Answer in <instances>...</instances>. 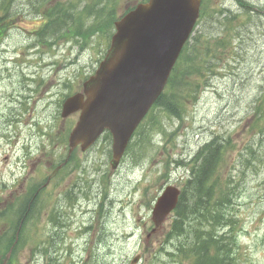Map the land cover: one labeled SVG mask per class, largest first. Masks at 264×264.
I'll return each instance as SVG.
<instances>
[{"label":"rangeland","instance_id":"obj_1","mask_svg":"<svg viewBox=\"0 0 264 264\" xmlns=\"http://www.w3.org/2000/svg\"><path fill=\"white\" fill-rule=\"evenodd\" d=\"M81 1L49 0L42 6L37 0H7L13 17L0 46L2 241L10 228L16 230L34 189L52 173L51 165L66 153L65 135L78 115L62 120V101L81 89L108 47V33L99 30L87 39L61 34L52 47L38 43L36 33L46 23L43 14L59 4L73 2L83 29L92 26L94 16L79 19L86 2ZM139 1L119 0L117 15ZM244 1L249 7L238 0L205 1L194 34L209 37L214 48L217 41L224 46L218 59L211 65L200 62V71L176 90L183 118L171 119L166 111L154 110L149 126L139 140L134 138L114 171L103 140L84 153L77 148L71 173L40 192L41 207L30 218L23 217L28 223L26 245L14 264H33L31 241L37 234L49 241L60 239L52 254L60 255L58 264H132L137 256V264H194L192 236H169L173 215L162 233L149 239L147 235L157 197L166 185L183 190L190 160L216 136L222 139L224 153L213 178L221 190L214 197L219 198L218 210L226 209L231 219L224 227L209 228L206 223L201 228L206 235L223 237L220 243L225 251L230 249L236 264H264V0ZM175 159L187 163L168 164ZM71 190L75 195H69L70 201H60ZM58 216L66 228L54 222ZM181 243L184 248L178 251ZM226 257H218L219 264H226Z\"/></svg>","mask_w":264,"mask_h":264},{"label":"water","instance_id":"obj_2","mask_svg":"<svg viewBox=\"0 0 264 264\" xmlns=\"http://www.w3.org/2000/svg\"><path fill=\"white\" fill-rule=\"evenodd\" d=\"M201 1L149 0L115 23L109 51L84 85L86 99L79 94L65 104V114L81 110L69 138L70 153L80 143L86 150L108 130L117 165L134 130L163 92L194 30ZM179 194L169 186L158 198L153 212L158 231L175 210Z\"/></svg>","mask_w":264,"mask_h":264},{"label":"trees","instance_id":"obj_3","mask_svg":"<svg viewBox=\"0 0 264 264\" xmlns=\"http://www.w3.org/2000/svg\"><path fill=\"white\" fill-rule=\"evenodd\" d=\"M47 1L49 0H37V3L43 6ZM141 1L145 2L147 0ZM118 2L119 0H91L87 2L80 11L79 19L92 15L94 16V23L85 30L83 29L84 24L75 18L76 5L73 3L65 6L59 4L58 8H53L47 13H44L48 22L37 33L38 43L51 47L57 40L56 37H51V39L55 40L53 42L50 41L51 39L47 35L51 32L54 36H58L63 31L65 32V37L76 35L82 38H89L97 30L108 33L107 37L109 42L114 29V22L122 16L120 15L118 17L115 11V4ZM98 4H103V6L96 8ZM10 5L7 3V0H1L0 2V11L3 12V16L0 18V34L2 31L1 26L9 24L11 20L9 12ZM68 22H71L70 26H68ZM98 23L102 24V27ZM207 38L205 39L202 34L194 36L191 40L192 42H189L185 46L171 74L168 87L165 93L155 103L154 110H163L177 118H182L183 107L177 99L178 93L176 90L180 88V85L182 86L184 79H187L191 73L200 71L198 65L200 62L211 65V60L218 59L221 55L219 47L224 46V42L217 41V45L214 48L211 41H209L210 39ZM150 116L151 113L148 115L147 120ZM148 126L146 121L143 130L147 129ZM107 137L109 138L110 135L108 134ZM222 154L223 148L216 141L205 145L202 151L197 154L196 159L200 160L201 164L198 165L196 160L193 161L194 165L191 168V178L186 181L178 207L175 211L173 229L169 236L172 235L177 238L192 236L190 250L194 257V264H219L218 257L224 256H227L226 264H236V258H233L230 249L225 251L226 245L220 243L223 237L218 238L209 233L206 235V232L201 228L202 224L206 223L209 228L224 227L229 224L231 219L226 216V209L218 210L219 198L217 197L215 199L214 197V194L217 193L216 191L219 190L220 192L221 190L220 182H218V179L213 178L217 171V163H219ZM215 162L216 165L214 164ZM222 194H226L225 189H223ZM23 216L20 215L16 224V230ZM26 219H24L23 228ZM14 240L15 235H11L6 244V250H0L1 257L5 256L7 250L13 245ZM183 248L184 245L181 243L178 251H182ZM14 258L15 253L12 252V257L8 261V264H12Z\"/></svg>","mask_w":264,"mask_h":264},{"label":"bare ground","instance_id":"obj_4","mask_svg":"<svg viewBox=\"0 0 264 264\" xmlns=\"http://www.w3.org/2000/svg\"><path fill=\"white\" fill-rule=\"evenodd\" d=\"M202 173V172H201Z\"/></svg>","mask_w":264,"mask_h":264}]
</instances>
